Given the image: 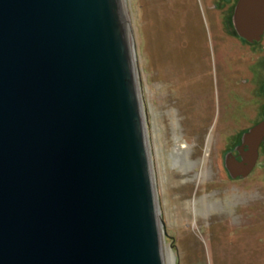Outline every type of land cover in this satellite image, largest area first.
Here are the masks:
<instances>
[{
	"label": "water",
	"instance_id": "1",
	"mask_svg": "<svg viewBox=\"0 0 264 264\" xmlns=\"http://www.w3.org/2000/svg\"><path fill=\"white\" fill-rule=\"evenodd\" d=\"M140 114L120 0H0V264H164Z\"/></svg>",
	"mask_w": 264,
	"mask_h": 264
},
{
	"label": "rangeland",
	"instance_id": "2",
	"mask_svg": "<svg viewBox=\"0 0 264 264\" xmlns=\"http://www.w3.org/2000/svg\"><path fill=\"white\" fill-rule=\"evenodd\" d=\"M122 2L164 264H264V159L231 181L220 155L249 124L224 117L248 97L236 63L246 53L224 35L212 0Z\"/></svg>",
	"mask_w": 264,
	"mask_h": 264
},
{
	"label": "flooded vegetation",
	"instance_id": "3",
	"mask_svg": "<svg viewBox=\"0 0 264 264\" xmlns=\"http://www.w3.org/2000/svg\"><path fill=\"white\" fill-rule=\"evenodd\" d=\"M238 1L212 0L211 5L212 9L221 10L223 15L222 31L228 37L230 43H233L236 48L246 54L247 52L251 53L252 56L250 60L244 54L245 56L237 57L240 60L239 62L238 60L235 61L240 65L238 70L245 74V77L240 79L249 87L248 97L245 99L237 96L238 100H236L234 106L232 105L234 112L232 110L230 114L224 113L225 119L228 116L233 123L249 122L247 126L237 127L233 130V133L228 134L226 137H230V141H227L220 149L224 169L231 181L248 179L256 169L260 168L262 158L264 159V141L254 144L243 140L246 132L264 120V31L260 39H254L253 41H249L238 34L234 22ZM247 61L249 63L246 66ZM247 72H250L249 76ZM224 105L226 106V104Z\"/></svg>",
	"mask_w": 264,
	"mask_h": 264
},
{
	"label": "bare ground",
	"instance_id": "4",
	"mask_svg": "<svg viewBox=\"0 0 264 264\" xmlns=\"http://www.w3.org/2000/svg\"><path fill=\"white\" fill-rule=\"evenodd\" d=\"M123 3L124 2H122V0H120V4H121V8H122V5H123ZM122 13H123V11H122ZM123 19H124V17H123ZM125 24V23H124ZM125 27H126V25H125ZM126 37H127V35H126ZM129 40H128V37H127V42H128ZM130 56H131V54H130ZM131 61H132V58H131ZM133 73H134V70H133ZM139 105H140V103H139ZM142 111H141V109H140V113H141ZM141 115V118H142V114H140ZM144 127V126H143ZM144 139H145V141H146V137H145V135H144ZM147 145V144H146ZM147 148V147H146ZM177 151H178V153H180V151H182L180 148H178L177 147ZM157 217L159 218V211H158V208H157ZM168 255H169V258L172 260L173 258H174V255H173V253H168Z\"/></svg>",
	"mask_w": 264,
	"mask_h": 264
}]
</instances>
